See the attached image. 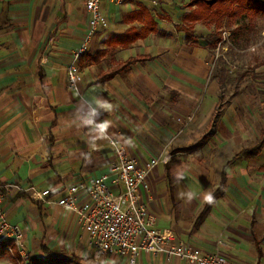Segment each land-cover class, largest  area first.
I'll return each instance as SVG.
<instances>
[{"label": "crops", "instance_id": "0c3cea01", "mask_svg": "<svg viewBox=\"0 0 264 264\" xmlns=\"http://www.w3.org/2000/svg\"><path fill=\"white\" fill-rule=\"evenodd\" d=\"M191 1H102L107 28L90 37L78 62L82 80L69 90L65 68L88 33L82 1L0 0L1 207L5 221L22 231L28 255L23 262L12 240L0 241V264H188L146 252L101 254L76 216L57 205L68 187L103 176L116 162L110 138L139 166L164 160L143 201L172 243L218 251L233 264H264V143L252 153L264 124L252 146L210 154L207 141L223 137L216 129L221 112L213 120L220 90L209 77V36L199 34L211 26L186 18L197 10ZM230 117L224 139H244ZM44 191L47 197L35 196Z\"/></svg>", "mask_w": 264, "mask_h": 264}, {"label": "built area", "instance_id": "2783aa9c", "mask_svg": "<svg viewBox=\"0 0 264 264\" xmlns=\"http://www.w3.org/2000/svg\"><path fill=\"white\" fill-rule=\"evenodd\" d=\"M89 14L88 33L84 37L81 49L74 54V62L66 68V81L69 90H75L82 80L78 65L79 57L85 52L90 37L99 28H107V20L102 15L100 4L109 1L122 4L137 0H81ZM156 6L158 0H148ZM177 122L184 127L181 119ZM110 147L116 154V162L108 172L97 179L68 187L57 205L76 218L81 230L89 237L90 245L101 254L116 253L120 257L133 258L139 252L163 255L167 259L177 258L188 264H233L221 256L218 251L205 254L187 242L172 243L169 231H159L154 227V217L149 214L143 196L149 193V176L158 165L151 159L139 166L133 159L126 156L119 140L110 138ZM2 186L0 185V241L12 240L17 247L23 262V234L17 226L8 224L2 211ZM49 191L36 193L39 199L49 195ZM84 194L85 199L78 203V197ZM4 249L13 256L10 247Z\"/></svg>", "mask_w": 264, "mask_h": 264}, {"label": "rangeland", "instance_id": "374dc122", "mask_svg": "<svg viewBox=\"0 0 264 264\" xmlns=\"http://www.w3.org/2000/svg\"><path fill=\"white\" fill-rule=\"evenodd\" d=\"M208 23L211 26L209 27L210 34L214 33L217 36L220 34L221 36V41L216 48L208 51L209 77L210 80H221L224 89L218 91V95H221L222 119L216 128L222 132L223 137L208 140L206 146L213 156L216 155L214 153L217 148L228 146L232 148L233 154H236L240 149L250 147L255 143V136L264 124V13L251 11L246 15L237 12L233 16H229V12H227L216 21ZM0 24V29H2V23ZM237 28L242 29L241 35L238 36L236 33L238 42L232 44L230 35L232 32H236ZM202 33L210 35L205 30L199 34ZM210 41V37L205 38L204 43L208 44ZM75 53H73L70 64L74 62ZM230 115L234 119V127L238 126L236 131L245 130L246 137L244 139L240 137L239 133L238 137L234 139H228V137L224 139V131H226L224 120L230 119ZM177 119L179 118H175L176 122ZM181 129L184 130L183 127ZM193 157L203 159L201 154H194ZM247 212L249 215L251 214L250 216L254 213L253 209ZM216 244H223L221 236ZM24 252L28 256L26 251Z\"/></svg>", "mask_w": 264, "mask_h": 264}, {"label": "trees", "instance_id": "16d2710c", "mask_svg": "<svg viewBox=\"0 0 264 264\" xmlns=\"http://www.w3.org/2000/svg\"><path fill=\"white\" fill-rule=\"evenodd\" d=\"M195 5L196 9L195 11L190 14V16L186 17L189 18L192 22L194 21H201L206 20L207 22H214L216 21L220 16L224 15L225 13L229 12V16H233L237 12L248 14L251 11L255 12H261L264 13V1L262 0H192L191 6ZM235 6V7H234ZM234 12V13H233ZM241 28H237L236 32H232L230 35V41L232 44H237L238 42V36L241 35ZM238 33V36L237 34ZM211 41L207 44L209 49H214L218 45V43L221 41L220 34L217 36V34L211 33L209 35ZM187 38L189 39L190 36L188 35ZM82 55V54H81ZM81 55L79 57V61L81 58ZM78 61V62H79ZM135 61L131 60L126 62L123 66H119L115 69H113L110 72L105 73L102 75L96 83H103L109 79H111L114 75L117 73H120L125 68L129 67L131 64H133ZM219 90L224 89V84L221 82V80L216 79ZM221 96V95H220ZM219 96V102L215 110V115L213 117L214 122H216L220 115V102L221 97ZM203 142L200 141L198 144L201 145ZM264 143V129L262 130V137L258 141V143L255 145L254 149L252 150V153H256L259 148ZM251 153V152H250ZM215 194L211 195L207 202V207L212 203L214 200ZM30 264H79L76 259L70 260V261H60V262H49V263H41V262H34Z\"/></svg>", "mask_w": 264, "mask_h": 264}]
</instances>
